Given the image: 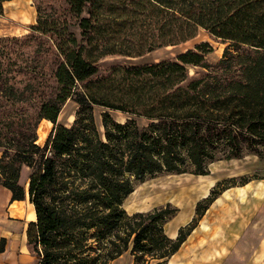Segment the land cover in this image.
I'll return each mask as SVG.
<instances>
[{
  "label": "trees",
  "instance_id": "trees-1",
  "mask_svg": "<svg viewBox=\"0 0 264 264\" xmlns=\"http://www.w3.org/2000/svg\"><path fill=\"white\" fill-rule=\"evenodd\" d=\"M31 4L27 34L0 38V185L33 207L31 264H113L128 250L132 264H168L196 223L170 238L172 209L128 214L123 200L161 173L205 175L214 160L264 154V0ZM200 30L227 44L215 63L208 43L158 62H103L179 46ZM188 67L201 72L189 77ZM68 100L76 110L67 126L56 120ZM94 107L104 110L100 127ZM43 119L53 127L40 144ZM5 245L1 237L0 253Z\"/></svg>",
  "mask_w": 264,
  "mask_h": 264
},
{
  "label": "rangeland",
  "instance_id": "rangeland-1",
  "mask_svg": "<svg viewBox=\"0 0 264 264\" xmlns=\"http://www.w3.org/2000/svg\"><path fill=\"white\" fill-rule=\"evenodd\" d=\"M36 12L31 0H11L0 14V38L20 37L35 23ZM208 43L211 52L208 63L221 57L227 44L212 40L200 30L197 37L185 44L159 49L140 58L109 57L104 64L137 65L175 58L180 53ZM201 69L188 67L189 77ZM76 104L68 100L62 106L56 122L70 125L75 117ZM103 108L94 107L93 116L101 126ZM118 121L125 115L110 111ZM53 123L41 120L37 133L42 144L51 132ZM1 152V149H0ZM205 175L192 172L161 173L135 184L123 200L128 214L149 212L169 207L172 213L163 225L164 232L175 238L178 230L196 223L168 264H264V154L244 153L240 158L218 159L207 164ZM29 168L22 166L19 183L23 185ZM214 193V194H213ZM215 195L206 204L204 199ZM201 203V204H200ZM199 206V212L196 208ZM28 199L10 201V191L0 185V238H6L5 251L0 253V264H31L32 257L25 247L24 229L34 219ZM194 219L196 222H194ZM11 224V225H10ZM113 264H132L128 251Z\"/></svg>",
  "mask_w": 264,
  "mask_h": 264
},
{
  "label": "crops",
  "instance_id": "crops-1",
  "mask_svg": "<svg viewBox=\"0 0 264 264\" xmlns=\"http://www.w3.org/2000/svg\"><path fill=\"white\" fill-rule=\"evenodd\" d=\"M33 220V219H32ZM11 225V224H10Z\"/></svg>",
  "mask_w": 264,
  "mask_h": 264
}]
</instances>
